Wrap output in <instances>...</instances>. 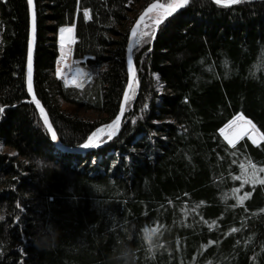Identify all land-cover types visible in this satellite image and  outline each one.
Instances as JSON below:
<instances>
[{
  "label": "trees",
  "instance_id": "1",
  "mask_svg": "<svg viewBox=\"0 0 264 264\" xmlns=\"http://www.w3.org/2000/svg\"><path fill=\"white\" fill-rule=\"evenodd\" d=\"M146 1L34 0V94L63 146L118 113ZM173 15L150 42L135 36L116 135L73 154L27 94V0H0V264H264V184L245 179L253 164L264 178V143L219 131L240 112L264 133V0H189ZM69 26L82 87L55 75Z\"/></svg>",
  "mask_w": 264,
  "mask_h": 264
},
{
  "label": "snow or ice",
  "instance_id": "2",
  "mask_svg": "<svg viewBox=\"0 0 264 264\" xmlns=\"http://www.w3.org/2000/svg\"><path fill=\"white\" fill-rule=\"evenodd\" d=\"M238 0H214V3L217 5H233L236 4ZM29 11L32 13V27L31 32L29 34L28 42H27V61H28V83L27 90L29 93L33 92V84H32V59H33V40L36 32V15L33 9V0H27ZM189 4V0H166V2H161V0H152L151 3H148L146 7L139 13V17L135 20V23L132 25L131 33L133 36H139L140 39L136 40L137 44L141 43L143 38H149V42L151 39H154L157 36V30H162L164 27H167L168 18H175L173 14H178V10H183L186 5ZM83 15L85 19H89V9H83ZM147 22V23H146ZM144 25L143 29H138L140 25ZM72 27H61L60 28V40H61V52L63 54V45H64V34L66 32L71 33ZM63 58V57H62ZM129 65V76H128V86L124 90V100L120 104V113L124 112L126 103L131 98L129 96V92L132 89L133 83L135 81V76L132 71L133 61L132 58L129 57L128 60ZM79 72V69L77 70ZM56 74L61 75V70L58 67L56 69ZM90 78V77H89ZM76 77H73V82H75ZM78 87H82V85H77ZM32 101L35 103L36 108L39 110L43 124L46 128V132L49 135V138L52 142L58 141L57 131L54 129L53 123L49 121L48 115L45 113V108L41 106V101L37 99L35 95H32ZM145 108L148 107L147 104L144 105ZM3 111V109H0ZM121 114H117L114 119L111 120L110 123L101 125L97 127L87 138L84 140L81 147H96L99 144L104 143L105 141L102 139L103 136H107L108 139H111L116 135L117 131L121 127ZM135 119V118H133ZM232 128H235V131H230ZM220 133L225 137L230 145H235L236 141L247 137L251 140L253 144L259 145L261 141H264V133L257 128V126L252 122V120L248 119L243 113L237 112L235 116L232 117L231 120L228 121L222 128L219 129ZM252 171L248 173L245 172L246 182H250L252 184L261 183L264 184V178H260L256 176V165H251ZM264 170V169H262ZM249 195L248 193L245 196ZM17 207H20L19 203ZM3 217L0 216V220ZM156 232V229L147 230L145 229V239L151 241L152 235Z\"/></svg>",
  "mask_w": 264,
  "mask_h": 264
},
{
  "label": "rangeland",
  "instance_id": "3",
  "mask_svg": "<svg viewBox=\"0 0 264 264\" xmlns=\"http://www.w3.org/2000/svg\"><path fill=\"white\" fill-rule=\"evenodd\" d=\"M146 2H145L146 3L145 5L141 4V6H137L138 8L136 9L135 15H138L143 10V8L147 6L148 3L152 2V0H147ZM143 28H144V25L143 24L140 25V27L138 29V32H139L140 29H143ZM134 39H135V36H134ZM134 39H133V43H134ZM133 43H132V45H133ZM66 50H70V48H67V49L63 48V54H62L61 49H60L59 52H58V58L60 56H65V54H68V59L66 61L63 60L64 67L67 68L68 72L63 77L58 76L56 73H55V75H56V77L58 79L62 80L63 83H65L67 85H79V84L83 83L87 79V77L89 75V72H88L87 69H85L81 65L77 64V62L73 61L72 58H71V52L68 51L66 53ZM78 69H79V72H77ZM73 77H76L75 82H73ZM153 80L155 81L156 92L157 93H161L162 88H161V85L159 83V79L157 78V76L154 75L153 76ZM133 91H134V87L132 86V89L129 92V96H133ZM61 106H62V108L66 109L68 111H73L74 110L73 107H71L69 105H65L64 103H62ZM221 136H222V134H221ZM222 138L228 143V141L223 136H222ZM1 151L5 152L7 154L13 153V150H11L10 148H2Z\"/></svg>",
  "mask_w": 264,
  "mask_h": 264
},
{
  "label": "water",
  "instance_id": "4",
  "mask_svg": "<svg viewBox=\"0 0 264 264\" xmlns=\"http://www.w3.org/2000/svg\"><path fill=\"white\" fill-rule=\"evenodd\" d=\"M239 1V0H238ZM186 7V6H185ZM29 8V7H28ZM32 11L35 12V15H36V11H35V4H34V0H33V9ZM139 17V14L136 16L135 20ZM135 20L134 22L132 23V25L135 23ZM132 25L130 26L129 28V31H128V42H127V47H126V54H127V61L129 60V57L132 58V43H133V39H134V36L132 35L131 33V28H132ZM31 27H32V13L29 11V33H28V38H29V34L31 32ZM35 41H36V32H35V35H34V40H33V55H34V49H35ZM132 61H133V58H132ZM132 71H133V74L135 76V72H134V64L132 65ZM128 76H129V65H128ZM27 83H28V61H27V66H26V89H27ZM32 84H33V59H32ZM128 86V78H127V82H126V86L125 88ZM125 90V89H124ZM27 94H28V97L30 98V100L32 101V95H35L34 94V88H33V92L32 93H29L28 90H27ZM124 100V91H123V94H122V97H121V101H120V104L121 102H123ZM33 102V101H32ZM34 103V102H33ZM35 104V103H34ZM46 113V112H45ZM117 114H121L120 113V105H119V110H118V113ZM116 114V115H117ZM115 118V117H114ZM113 118V119H114ZM122 118H123V113L121 114V121H122ZM50 121V120H49ZM118 132V131H117ZM250 140V139H249ZM251 141V140H250ZM261 143H264V141H261ZM253 144V143H252ZM253 145H256V144H253ZM55 146L61 150H64L66 152H76V153H82V152H85V151H88L94 147H66V146H63L59 139L57 142H55Z\"/></svg>",
  "mask_w": 264,
  "mask_h": 264
},
{
  "label": "built area",
  "instance_id": "5",
  "mask_svg": "<svg viewBox=\"0 0 264 264\" xmlns=\"http://www.w3.org/2000/svg\"><path fill=\"white\" fill-rule=\"evenodd\" d=\"M67 34H69V39H66V35ZM64 38L65 39H64V45H63V47L72 46L73 43L76 41V38L74 37V35L72 34V32L71 33H68L67 32L64 35ZM67 58H68V54H65V56H60L59 59H58V62H59V66L58 67L60 68L61 73H62L61 75H59L60 77H63L68 72L67 68L64 67V62H63V60L66 61Z\"/></svg>",
  "mask_w": 264,
  "mask_h": 264
},
{
  "label": "bare ground",
  "instance_id": "6",
  "mask_svg": "<svg viewBox=\"0 0 264 264\" xmlns=\"http://www.w3.org/2000/svg\"><path fill=\"white\" fill-rule=\"evenodd\" d=\"M180 11V10H178ZM66 39H69V34L66 35ZM226 131H230V134L232 131H235V128H232L231 130H226ZM223 136V135H222ZM224 137V136H223ZM225 138V137H224ZM73 154H77L76 152H72Z\"/></svg>",
  "mask_w": 264,
  "mask_h": 264
}]
</instances>
